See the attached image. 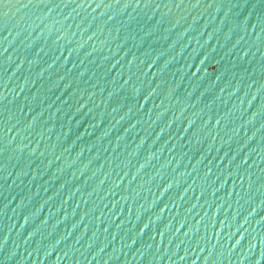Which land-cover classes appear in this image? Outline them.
Wrapping results in <instances>:
<instances>
[{"label":"water","instance_id":"1","mask_svg":"<svg viewBox=\"0 0 264 264\" xmlns=\"http://www.w3.org/2000/svg\"><path fill=\"white\" fill-rule=\"evenodd\" d=\"M0 264H264V0H0Z\"/></svg>","mask_w":264,"mask_h":264}]
</instances>
